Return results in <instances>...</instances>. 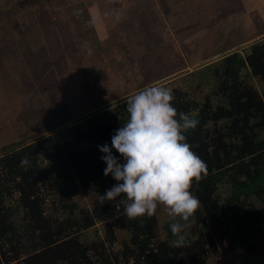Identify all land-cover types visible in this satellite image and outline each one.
I'll list each match as a JSON object with an SVG mask.
<instances>
[{"label": "trees", "instance_id": "1", "mask_svg": "<svg viewBox=\"0 0 264 264\" xmlns=\"http://www.w3.org/2000/svg\"><path fill=\"white\" fill-rule=\"evenodd\" d=\"M190 74L206 84L212 81L213 89L202 101L172 89L173 106L200 120L187 139L208 166V175L191 189L202 208L191 218L189 246H173L171 220L160 238L159 209L152 217L130 219L123 206L116 207L123 197L99 202V195L117 182L104 175L98 146L111 147L128 119L127 97L83 118L63 143L47 135L0 156V264H199L237 246L254 255L252 232L264 227V99L245 77L264 81V43ZM25 156L31 162L27 169L20 167ZM220 186L230 190L222 204L216 200ZM83 191L95 193L90 209L72 199ZM98 223L104 240L82 241L81 234ZM117 231L129 237L112 251Z\"/></svg>", "mask_w": 264, "mask_h": 264}, {"label": "rangeland", "instance_id": "2", "mask_svg": "<svg viewBox=\"0 0 264 264\" xmlns=\"http://www.w3.org/2000/svg\"><path fill=\"white\" fill-rule=\"evenodd\" d=\"M260 16L264 0H0V156L47 135L63 143L83 118L149 84L183 89L202 101L213 83L189 73L240 50V42L264 30ZM84 41L91 55L81 47ZM245 78L264 99V81ZM229 193L220 186L217 202L222 204ZM72 199L90 209L95 193L83 191ZM158 209L164 239L171 218L162 206ZM20 218L19 213L18 224ZM192 228L193 223L187 232ZM252 233L254 255L237 246L199 264L264 261V227ZM116 235L112 251L129 237L123 231ZM81 239L104 240L103 225L84 231Z\"/></svg>", "mask_w": 264, "mask_h": 264}, {"label": "clouds", "instance_id": "3", "mask_svg": "<svg viewBox=\"0 0 264 264\" xmlns=\"http://www.w3.org/2000/svg\"><path fill=\"white\" fill-rule=\"evenodd\" d=\"M74 15H81V10H75ZM121 18L116 12L115 21ZM81 47L92 54L87 41ZM175 99L171 88L158 84L148 85L128 98V119L116 130L111 147L98 146L104 154V175L117 182L99 195V202L103 205L123 197L116 207L123 206L130 219L152 217L162 206L172 221V244L183 248L189 246L191 218L202 208L191 191L193 182L199 183L208 175V166L187 139V133L196 130L200 120L193 113L178 111L173 106ZM113 148L123 157V163L113 155ZM30 163L25 156L20 167L27 169Z\"/></svg>", "mask_w": 264, "mask_h": 264}, {"label": "crops", "instance_id": "4", "mask_svg": "<svg viewBox=\"0 0 264 264\" xmlns=\"http://www.w3.org/2000/svg\"><path fill=\"white\" fill-rule=\"evenodd\" d=\"M234 7H235V10H237V11L235 12L233 19H237L239 12H238L237 6H234ZM240 14H242V13H240ZM241 18L245 19L246 18V15H242ZM260 18H261V20H264L263 19L264 18L263 16H260ZM233 26H238V24L235 25V23H234ZM259 42H264V30L262 32L261 31L260 32H256V33H254V35L252 37L247 38V39L243 40L242 42H240V45L242 46V48L240 50H235V51L226 53L225 55H229V54H231L233 52H239L240 54L243 55V54H245L249 50V48H250L251 45H253L255 43H259ZM206 65H208V64H204V66H200L195 71H197V70L205 67Z\"/></svg>", "mask_w": 264, "mask_h": 264}]
</instances>
